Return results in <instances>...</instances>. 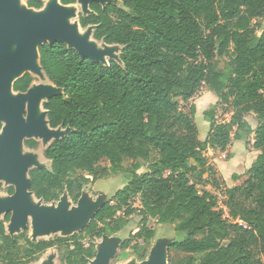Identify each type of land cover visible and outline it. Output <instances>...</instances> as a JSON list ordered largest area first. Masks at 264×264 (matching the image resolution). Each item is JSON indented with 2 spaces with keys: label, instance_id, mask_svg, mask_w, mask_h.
Returning <instances> with one entry per match:
<instances>
[{
  "label": "trees",
  "instance_id": "16d2710c",
  "mask_svg": "<svg viewBox=\"0 0 264 264\" xmlns=\"http://www.w3.org/2000/svg\"><path fill=\"white\" fill-rule=\"evenodd\" d=\"M120 1L92 2L94 13H81L79 21L84 28L97 26L95 39L121 45V63L83 58L62 41L39 46L47 77L64 91L44 102L50 125L72 130L45 149L51 166L32 168L30 177L31 190L46 203L66 192L77 203L89 183L112 174L126 172L127 181L69 236H12L6 214L0 219V264H32L51 248L62 264H89L96 240L120 232L135 214L140 227L122 241L118 260L127 259L129 249L145 259L156 234L148 222L155 219L182 235L169 245L170 264H264V27L257 34L254 22L264 17V0ZM29 6L43 4L29 0ZM223 56L228 61L220 68L216 61ZM32 79L26 72L14 89L26 90ZM204 86L230 118L219 120L215 106L205 110L210 129L202 140L196 105L186 110L182 101ZM251 113L256 128L247 119ZM253 133L256 161L241 184L222 186L206 152L226 151ZM206 185L221 190L225 208ZM7 191L13 194L14 186Z\"/></svg>",
  "mask_w": 264,
  "mask_h": 264
},
{
  "label": "water",
  "instance_id": "95a60500",
  "mask_svg": "<svg viewBox=\"0 0 264 264\" xmlns=\"http://www.w3.org/2000/svg\"><path fill=\"white\" fill-rule=\"evenodd\" d=\"M116 1L121 2L120 0H78L86 11L84 15L94 13L90 8L92 2L106 6L118 5ZM67 5L51 0L44 10L32 12L30 9L21 8L18 0H0V122L5 123L0 131V182L5 177L6 182L15 187L14 194L7 198L0 197V219L3 214L12 212L8 224L11 233L9 234L12 236L21 227H26L30 217H32L34 236L61 229L74 230L71 233L73 234L87 225L102 205L109 201V198L101 196V199L92 202L85 197L84 189L77 202L78 206L73 210L68 209L64 198L57 208L42 199L43 204L33 203L32 196L35 194L31 190L32 180L28 173L29 167L38 161L36 154L23 153L21 150L24 137H41L43 142L48 144L51 139H61L72 130L70 126L52 127L48 119V110H40L43 99L48 100L64 93L63 88L51 83L33 85L26 92L14 89V82L25 74H23L25 70H31L41 77L46 74L40 63V45L45 42L62 41L69 48L77 50L83 58L106 65L110 64L111 59L117 60L111 58L106 62L107 56L113 55L114 47L121 45L102 41L103 47L97 46L95 39H89L96 25L87 27L89 36L81 35L78 29L80 21L73 23L69 20L71 16L76 17V12ZM37 58L39 63L36 61ZM117 61L122 62L121 58ZM26 106L29 109L27 119L23 116ZM65 194L68 195L67 192L63 195ZM112 236L105 235L103 238ZM112 254L108 250L97 248L94 257L96 260L93 264H107ZM52 261L53 259L50 260ZM167 263V259H163L162 264Z\"/></svg>",
  "mask_w": 264,
  "mask_h": 264
},
{
  "label": "rangeland",
  "instance_id": "374dc122",
  "mask_svg": "<svg viewBox=\"0 0 264 264\" xmlns=\"http://www.w3.org/2000/svg\"><path fill=\"white\" fill-rule=\"evenodd\" d=\"M51 0H42V4L43 6L41 8H35V7H31L29 6V0H18L19 2V6L23 9H30L32 12H39L41 10H44L48 3ZM57 2L62 3V0H57ZM119 4H122V2H118ZM70 9H74L76 12V17L72 18L71 20H77L79 22V15L85 14L86 11L84 10L83 5L78 2V0L75 3H71L67 5ZM255 27H256V33L260 34L261 28L264 27V17L262 18H258L255 21ZM94 31L95 28L93 29L92 32V39L94 40ZM97 40V39H95ZM102 41L98 40V44L102 45L101 43ZM103 47V46H101ZM122 46H116L113 49V55L111 56H107L106 62H108L111 58H115L117 60H120V54L122 51ZM228 61V58L223 56V57H218L216 64L218 67L223 68L226 63ZM26 72H30L34 77H35V84H43V85H49L51 84L49 78L46 76V74L41 77L39 76L37 73L29 70V71H23V74ZM208 90L206 88V86H204L201 91L198 93V95H196L194 98H192L189 101H182V105L186 110H189L192 104L196 105V114H195V122L198 126L199 129V138L204 140L208 134V131L210 129V122L206 119L205 115H204V111L207 109L212 108L213 106L216 107L217 109V117L219 120H229L230 118V114H225L223 112V109L225 108L224 106L220 105L218 103V101H214L212 100V98H218V96L212 92V91H208L205 94V91ZM13 91V90H12ZM46 101V99H43L41 101L40 104V110L43 111V104L42 102ZM248 119L250 122L252 123H256V117L253 114H250L248 116ZM28 137H24L23 141H22V146H21V150L23 153H28L25 148L23 147L24 145V141L27 140ZM244 140V142H246V140L248 139H241ZM52 141H54V138L51 139L48 144L43 142L44 146H48ZM239 141H236V152L239 151V146L237 145ZM245 144V143H243ZM43 150L44 148H40L39 150V155L36 154V158L38 159L37 163H33L30 167L29 170L33 167H36L38 165H44L47 167L51 166V160H48L44 157L43 155ZM131 160H126L124 162V165L126 167H130L131 166ZM192 163H194L193 160H191ZM102 165H106L109 166L110 163L107 160H102L101 161ZM147 168L143 167L142 169L139 170V172H144L146 171ZM127 176L128 173L126 172H120L117 174H112L110 176H107L105 178L102 179H98L95 182H91L89 183L86 187H85V197H87L90 201L92 202H96L97 200L101 199L100 197L102 196L103 198L107 197L110 198L115 192L116 190H118L119 188H122L123 185L125 184V182L127 181ZM206 176V175H205ZM90 178H92L90 176ZM217 178V177H216ZM218 179V178H217ZM221 183L222 186H228V183L223 180V178L218 179ZM3 183V188L0 191V197L1 198H7L10 196V194L7 191V188L9 186H13L11 185V183L5 182V179H3L2 181ZM206 188L211 190L212 192H216L215 194L218 196L219 198V208H225L223 200L224 197L221 194V190L219 189H215L210 185H206ZM32 198L36 199L35 196H32ZM62 198H64V200L67 201V207L69 210H73L74 208H76L78 206L77 203H74L72 201V199L69 197V195H62L59 201H53L51 202V206L54 207H58L59 206V202L62 200ZM135 206H140V200L138 197H136L135 199ZM2 218L5 217V215L1 216ZM140 220H141V216L138 214L133 215L130 218V223L128 226H126L123 230H121L120 232L116 233L115 235H113L112 237H108V238H100L96 240V246L97 248H103L105 250H108V252L112 254V257L110 258V260L108 261L107 264H152V263H158V264H162L163 259H167L168 263L170 264L168 258H169V251H168V247L169 244L176 241L177 239H181L182 235L177 233V231L175 230L173 225H164V224H159L157 223V221L155 219H150L148 222V225L153 227L156 230V234L155 237L151 240L150 245H148L146 247V257L145 259L141 260L139 258V256L137 254L134 253L133 249H129L130 251V255L127 259L125 260H118V257L120 256V254L122 253L120 244L123 240H125L126 238L129 237V234L136 230L137 228L140 227ZM8 224L7 223V230L8 233H10L9 229H8ZM24 231L28 232V235L31 239L38 241L39 239H49L52 237H55L56 235H61V236H68L70 235L73 231L71 229L68 230H53L50 231L49 233L46 234H38L37 236H34V231H33V226H32V217L29 218V221L26 224V227H21V229L16 233H22ZM11 234V233H10ZM158 252V253H157ZM53 259V263L50 262V260ZM96 260V258H94L93 260H91L89 262V264H93V262ZM133 261V262H132ZM144 262V263H143ZM149 262V263H147ZM62 264L59 260V252L56 248H51L48 249L38 261L33 262L32 264Z\"/></svg>",
  "mask_w": 264,
  "mask_h": 264
},
{
  "label": "crops",
  "instance_id": "0c3cea01",
  "mask_svg": "<svg viewBox=\"0 0 264 264\" xmlns=\"http://www.w3.org/2000/svg\"><path fill=\"white\" fill-rule=\"evenodd\" d=\"M208 91L210 90H206L205 94ZM212 100L218 101V98H212ZM251 114L255 115L254 113ZM249 115L250 114L247 115V119ZM250 123L253 128H256L257 122ZM236 141L237 140H233L226 149V151L209 149L206 152V157L208 159L209 164L213 167L216 173V177L218 179L223 178V180L228 183L229 187L241 184L244 181V179L246 178V171L256 161L260 153V151L253 146L254 133L249 137L248 140H246V142H244V140H238L239 142L237 143V145L239 146V151L237 152L235 148ZM113 195L109 199H111Z\"/></svg>",
  "mask_w": 264,
  "mask_h": 264
},
{
  "label": "flooded vegetation",
  "instance_id": "af4514ba",
  "mask_svg": "<svg viewBox=\"0 0 264 264\" xmlns=\"http://www.w3.org/2000/svg\"><path fill=\"white\" fill-rule=\"evenodd\" d=\"M31 74V73H30ZM32 75V74H31ZM32 77H33V79L31 80V83L29 84V86H28V88L26 89V90H24V91H21V92H26V91H28V89L29 88H31L34 84H35V77L32 75ZM51 82V81H50ZM52 83V82H51ZM47 101V100H46ZM45 102V101H44ZM44 102H42V104H43V111L44 110H47L45 107H44ZM28 115H29V109H28V106H26V109H25V111L23 112V116L27 119L28 118ZM49 119V118H48ZM1 124H2V127H1V129H0V131L2 130V128H3V126H4V122H1ZM53 142V141H52ZM51 142V143H52ZM50 143V144H51ZM49 144V145H50ZM48 145V146H49ZM48 146H44L43 145V140H42V138L41 137H35V136H33V137H28L27 138V140H25L24 141V145H23V147L25 148V150L28 152V153H34V154H38L39 153V150H40V148H44V150H43V155H44V157L46 158V159H48L46 156H45V154H44V151H45V149L48 147ZM39 155V154H38ZM37 159V158H36ZM38 160V159H37ZM48 160H50V159H48ZM37 167V166H36ZM33 168H35V167H33ZM32 169V168H31ZM30 169V170H31ZM30 170H29V173H28V175H29V177H30ZM31 178V177H30ZM3 184V183H2ZM15 188V187H14ZM15 192V191H14ZM14 194V193H13ZM10 195H12V194H10ZM110 200V199H109ZM59 201V200H58ZM10 213V218H11V213L12 212H9ZM6 214H8V213H6ZM6 214H3V215H5L6 216ZM4 218V217H3ZM3 218H1V219H3ZM9 222H10V220H9ZM8 223V222H7ZM7 223H6V229H7ZM7 232H8V230H7Z\"/></svg>",
  "mask_w": 264,
  "mask_h": 264
},
{
  "label": "bare ground",
  "instance_id": "6f19581e",
  "mask_svg": "<svg viewBox=\"0 0 264 264\" xmlns=\"http://www.w3.org/2000/svg\"><path fill=\"white\" fill-rule=\"evenodd\" d=\"M72 18H75V17H74V16L69 17V20H70L71 22H73V23H78L77 20L72 21V20H71ZM78 29H79V33H80L81 35H85V36H89V35H90V34L88 33V29H87V27L84 28V27H82L79 23H78ZM89 39L93 40L91 35L89 36ZM95 42H96L97 46H101V45L98 44V40H96ZM101 43H102V42H101ZM102 44H103V43H102ZM36 61L39 63V59H38V58H37ZM15 77H16V76H15ZM3 179H5V182L7 181V179H6L5 177H3V178L1 179V181H3ZM32 201H33V203H36V204H43L42 201H41V199H38V198H36V199L32 198ZM45 203H46V202H45ZM48 204H51V202L48 203Z\"/></svg>",
  "mask_w": 264,
  "mask_h": 264
}]
</instances>
